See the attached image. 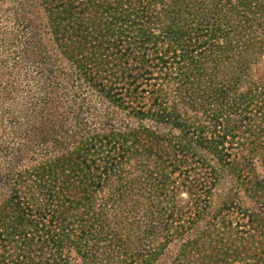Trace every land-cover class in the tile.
I'll list each match as a JSON object with an SVG mask.
<instances>
[{
    "label": "trees",
    "instance_id": "trees-1",
    "mask_svg": "<svg viewBox=\"0 0 264 264\" xmlns=\"http://www.w3.org/2000/svg\"><path fill=\"white\" fill-rule=\"evenodd\" d=\"M240 8L0 0V264H264Z\"/></svg>",
    "mask_w": 264,
    "mask_h": 264
},
{
    "label": "rangeland",
    "instance_id": "rangeland-1",
    "mask_svg": "<svg viewBox=\"0 0 264 264\" xmlns=\"http://www.w3.org/2000/svg\"><path fill=\"white\" fill-rule=\"evenodd\" d=\"M202 1L203 3L208 4L210 7L213 4L214 0H197V2ZM216 1V0H215ZM218 7V3L215 4ZM223 8H218L216 11H220ZM243 9H239L236 11L234 15H227L231 17V24L242 25L244 28L242 30V34L245 35L244 41H246L245 45L247 46L245 49L247 51L246 60L249 63V71H251V77L243 78V83L241 88L239 89V93H245L250 87L251 84L256 82L258 83L259 77L256 76L260 71V77L264 74V10H261L257 15L258 17L255 19V22L246 21L244 13H242ZM207 64L212 65L211 62ZM264 78V76H263ZM262 78V79H263ZM264 98V96H262ZM264 100V99H263ZM262 101V100H261ZM205 119V118H204ZM241 152V151H240ZM257 158L260 159V162L264 160V154L261 156L260 153L256 155ZM264 171V170H263ZM189 198L187 193H184L182 190L177 195V201L179 202V207H184V201H187ZM245 230H249V227H246Z\"/></svg>",
    "mask_w": 264,
    "mask_h": 264
}]
</instances>
